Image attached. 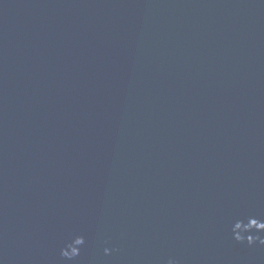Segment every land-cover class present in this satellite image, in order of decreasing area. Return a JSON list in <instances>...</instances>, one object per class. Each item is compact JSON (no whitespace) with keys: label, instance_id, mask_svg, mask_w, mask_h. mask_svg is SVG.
<instances>
[{"label":"water","instance_id":"water-1","mask_svg":"<svg viewBox=\"0 0 264 264\" xmlns=\"http://www.w3.org/2000/svg\"><path fill=\"white\" fill-rule=\"evenodd\" d=\"M249 217L264 0H0V264H264Z\"/></svg>","mask_w":264,"mask_h":264},{"label":"clouds","instance_id":"clouds-1","mask_svg":"<svg viewBox=\"0 0 264 264\" xmlns=\"http://www.w3.org/2000/svg\"><path fill=\"white\" fill-rule=\"evenodd\" d=\"M242 222L237 221L233 228H232V233H233V238L237 242H246L251 245L253 244L256 240H259L260 244H264V237H259V236H253V235H243V232H247L253 228L257 230H264V221L258 220L255 217H249L248 218V223L243 225L242 231ZM85 244V237L83 235H75L70 242H68L64 247L61 248L60 254L62 257L66 258L67 260H73L76 258L80 252H81V246ZM113 249L109 247L104 248V253L105 255H110L112 253ZM166 264H179V261L174 258V257H169L167 259Z\"/></svg>","mask_w":264,"mask_h":264}]
</instances>
